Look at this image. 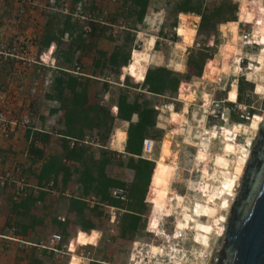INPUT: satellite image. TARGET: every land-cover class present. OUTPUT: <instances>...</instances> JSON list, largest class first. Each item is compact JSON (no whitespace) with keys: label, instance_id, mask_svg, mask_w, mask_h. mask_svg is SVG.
<instances>
[{"label":"rangeland","instance_id":"1","mask_svg":"<svg viewBox=\"0 0 264 264\" xmlns=\"http://www.w3.org/2000/svg\"><path fill=\"white\" fill-rule=\"evenodd\" d=\"M21 1L0 0L1 39L11 40L10 42L1 40L0 50L2 53L10 52L12 49H17L20 45L25 44L27 47L37 46L40 50L49 45L51 41L58 40L59 36H63L65 43L68 45L67 47L90 45L97 48L102 46L107 50L113 47L114 51L121 44L119 47L123 52L127 50L130 52L129 63L123 68L121 74L125 79L129 74L131 57L140 63H145L139 60V50H143L147 40L152 37L155 39L152 52L156 58L151 64L145 63L150 64L147 69L165 67L172 72L179 73L168 63L170 59L179 60L186 67L184 73H179L182 82L192 83L202 76L208 60L205 57L210 56L211 67L206 71V76L209 77L207 81L213 79L214 74L210 72H216V68H220L222 72H225L223 75L228 84L235 85V81L238 83L237 92L240 99L238 102L245 107L243 118H240V115L229 117L222 135L215 137L214 134H208L210 137L217 139L210 140L207 144L209 136H204L201 132L200 122L203 121L204 116H202L199 109V101L198 108L195 109L199 123L183 124L187 128L185 127L183 134L176 136L173 140L170 155L166 160V164H175L176 168L171 190L185 197L183 200L185 205H190L194 201L206 202L201 195L202 185L206 184L208 187L207 196L213 201L217 198L221 200V204L220 200L217 201L220 206L214 205L211 208H204L197 205L195 207V210L201 216L210 215L214 217V226L218 229L217 232H215V229L211 231L206 247L203 249L201 245L194 242V232L186 230L187 218L181 216V210L176 205L173 197L171 198L166 194L165 181L163 183L157 182L158 191L165 193V200L168 197L169 200H172L173 206L168 210L163 203L162 216L156 220L150 219L151 208L159 198L158 192L152 191L149 186H146L148 177L136 178L135 171L129 167L130 163L127 156L117 152L118 150L108 149L110 138L103 142L95 131L91 133L82 131V133L81 129L78 128L71 135L76 139L84 140L87 138L91 144L76 148L80 152L77 162L65 158L69 148L67 141L64 139L58 138L57 146L52 151L51 139H56L53 135H49L44 142H41V139H36L44 150L42 151V159L38 160L30 156L28 151L31 147H34L32 143L34 129L41 130V133L50 131L52 134L63 131V111L49 113L52 109L51 106L57 107L56 104L50 102L49 96L53 94L52 83L60 73L66 72L77 78H83L74 74L81 73L78 62L76 63L79 67L77 72L75 65L70 68L71 70H61L59 60H54V63L48 62L47 67L42 66V64H37V66L35 63L24 61H17L18 66L14 67L8 61L1 60L0 113L10 121H20V119L27 117L30 123L26 128L19 125L11 126L12 132H10L8 138H4L0 134V172L6 164H8L6 167H9L7 169L16 166L22 169L28 184L31 186L28 197L22 200L36 197L35 192L40 191L38 188L47 191L45 192L44 201L40 204L35 206L36 203H29V206L28 204L25 206L32 217L46 221L38 229H35V219L32 223V227L34 226L33 233H36L34 236L40 238V245L49 247L51 235L58 234L61 236V241L52 246L57 253L43 248L45 250L42 251L46 253L44 259L39 260L42 261L40 263L72 264L74 257L77 264H216L224 242L226 223L230 217L235 198L239 194L248 160H239L235 176L231 181V191L222 193L215 186L216 181L209 180L206 177L212 173L213 165L205 156L212 154L216 164H225L227 161L221 160V157L223 153L229 152L227 157L234 158L233 154L230 155V149L233 146L248 149L250 155L252 148L258 141V129L264 120V64L262 62L255 63V60L258 54L264 55V36H262L264 35V0H148L146 13L141 20L132 0H115L114 2L113 0H54L55 4L52 8L35 9L34 12H27L24 15L19 13ZM46 1L48 0H42L41 6H44ZM225 3L226 5H224ZM231 5L238 6L236 11L237 21L239 20L240 6L248 11L246 23L254 25L252 40L256 41L258 47L245 48L241 42L240 34L238 36L236 32V24L234 23L230 24L231 39L226 42L219 39L220 26L228 24H223V19L229 17L231 13L233 14ZM179 7L197 8L200 9V13L216 12L213 14L214 16L210 17V21L215 25V28L203 29H199L200 17L198 15L184 14L186 17H190V22H197V24H194L196 26V40L189 49L175 46V43L187 41L186 44L190 47L194 37L193 31L189 28L179 31V28H181V26L178 27L181 14L177 12ZM103 12L106 13L103 20L104 24L88 23L81 19L86 14H93L96 19ZM87 23L91 28L93 26L95 30L89 33L84 32L82 27ZM252 25L241 26L240 29L247 30L249 27L252 30ZM189 26L191 27V25ZM64 33H67L66 38ZM258 36H260V40H257ZM207 43L209 46H206ZM182 44L184 46L185 43ZM11 53L16 54L17 52L11 51ZM48 54L50 53L48 52ZM95 55L92 64L95 67L93 73L101 76L104 81L89 80V87H87L89 96H92L95 91L102 92L106 90L104 92V97H106V95L116 94V88L124 89V79L120 81L119 76L121 75L106 65L109 56H106L103 52H100V54L96 52ZM157 57H160L161 60H158ZM37 61H39L38 58ZM24 63L26 65H23ZM30 64L34 65V68L30 67ZM205 69H207V66ZM91 70H93L92 67ZM253 72L259 73L253 75V79L258 80L257 83L251 79ZM198 73L200 74L199 77H197ZM128 82L130 86L137 84V90L143 92L140 87L142 82H136L130 77H128ZM103 83H107L110 89L103 88L101 86ZM204 89L207 94L214 92L211 82ZM215 91V99L223 95L220 90ZM174 96L172 95V98ZM167 97L166 94L162 99L158 98V103L167 102ZM203 98L206 100V95ZM116 124L119 128L124 122ZM253 127L256 129L254 133L249 131ZM229 131H235L238 135L231 142H226L224 139L225 136L230 135ZM163 136L164 131L162 137L156 133H151L148 136V139L154 142L152 153L145 155V158L149 161H159ZM196 136L199 139L196 140ZM40 138L43 139L42 136ZM60 141L62 143H59ZM202 143L206 144V149L198 146ZM103 145H105L104 149L108 152L106 155L101 153ZM237 151L238 148L235 149V153ZM201 154H203V159L198 158L199 160H197H201L203 163L196 161V157H200ZM49 161L56 168L77 167L83 170V167H87L93 173L103 174L119 183L118 188L127 189L129 196L125 202L118 205V208L112 207L107 202L102 204L101 200L93 193L82 196L81 190L78 189L77 176H71L65 182L61 171L56 176V186L54 185L52 189H48L49 178L42 172V168ZM203 167L202 171L207 175L202 177L200 172ZM163 172H165L163 167L158 165L155 179L161 178L164 180ZM223 173L224 170L221 169L220 175H223ZM148 174L147 170L146 175L148 176ZM191 183L192 185H190ZM74 199L83 201L87 209L81 217H77L75 211L68 212L69 207L71 208L69 201ZM99 204V210H97ZM110 208L115 211L114 220L112 221H110ZM133 212L139 215V220L137 222L132 220L125 222V219L132 217ZM40 215H45V217L41 218ZM46 216L50 219L46 220ZM201 222H205V220H201ZM32 227L31 224L27 223V231L23 235H29L33 229ZM8 228H13L15 230L14 234H8ZM16 231L15 221L10 222L3 230L0 229V236H10L11 239L15 238L16 235L21 236ZM91 231L98 234L96 244L93 246L80 245V238L88 235ZM95 236L96 233H93L92 237ZM152 247L157 248L154 250L153 255ZM9 250L12 249L7 247V251ZM19 251L23 252L21 256L23 255L24 262L32 264L35 261L31 258L28 248L23 249V251L19 249ZM168 255H170L169 262H167Z\"/></svg>","mask_w":264,"mask_h":264},{"label":"trees","instance_id":"2","mask_svg":"<svg viewBox=\"0 0 264 264\" xmlns=\"http://www.w3.org/2000/svg\"><path fill=\"white\" fill-rule=\"evenodd\" d=\"M132 3L138 10V17L141 20L146 13L148 0H132ZM224 5H226V3ZM237 7V5H231L233 14L231 13L229 17L224 18L223 24H231L237 22ZM177 10L178 13H181L180 17L182 20L187 19L184 14L198 15L200 17L199 29L215 28V25L210 21V17L214 16L213 14L216 12L200 13V9L197 8L187 9L181 7L177 8ZM239 11V20L246 22L248 11L241 6ZM186 28L187 27H181L179 28V31H184ZM94 30L95 29L92 26L90 32ZM189 30L194 31V29L190 28ZM182 43H187V41H183ZM152 45L153 44L149 40V45H147L145 49L139 51V60L150 64L154 61L155 56L151 51ZM119 46L116 47V49L110 54L108 60L106 61V65L114 69L117 73H119L122 68L128 65L130 57L129 50L123 52ZM205 59H208L205 64V67L207 66V69H205L206 71L211 67V58L209 56L205 57ZM130 63L131 65L128 69V77L134 79L136 82H142L140 87L142 88L143 92L137 90V84L135 86L128 85V77H125L123 84L125 88L122 90L116 88V94H112L111 96L109 95V100L106 101L104 99V92H106V90H103L102 92L95 91L92 96H89L87 87H89V80L92 79L85 77L77 78L72 74L64 72L60 73V75L56 77L52 83L53 94L49 96V100L54 105L56 104L57 107L51 106L52 109L49 113L53 114L55 112L63 111V131H60L56 134L68 138H74L71 134L76 129L78 130V128H80L81 132L83 131L85 133H91L95 131L98 134L100 140L106 142L110 138L111 133L118 128L116 123L126 122L128 126L126 129V139L123 152L124 155L128 157L130 163L129 167L131 170L135 171L136 178L138 179V177H148L146 186H149L150 190L158 192L159 198L157 202L152 206L151 212L149 214L151 220H156L162 216L163 212L161 209L165 201L166 194L160 193L158 191L157 182L163 183V180L161 178L155 179V172L158 166L156 161L153 162L141 158L143 156L142 143L144 139H148V136L151 133H156L158 135H161L162 137L163 131L156 128L157 118L160 112L159 108L161 105H163L158 103V98L162 99L167 94L168 99L166 100H170L169 98L173 99L175 96L172 98V95L177 94L178 85L180 84V82H182V80L179 73L172 72L165 67L147 69L150 64L140 63L134 59H132ZM199 73L197 77H199V75L201 74ZM101 86L105 89H110V86H108L107 83H103ZM185 91H189V85L181 84L179 91L180 94H183ZM229 98L230 100H234L236 98V95H233L229 92ZM238 101H240L239 97ZM110 105L116 108L117 111L115 114L112 112V108L110 107ZM134 115L137 116V121L135 123L132 122V116ZM172 121L176 120L172 119ZM235 125L241 126L242 124ZM33 133V140L41 139V142H44L49 136L48 133L44 132H36V136ZM41 136L43 137V139L40 138ZM121 139V136H118V140ZM104 147L105 145L102 146L101 150L103 151H101V153L106 155L108 154V152L106 149H104ZM28 152L30 156L38 160L42 159L43 157V152L34 147H31ZM79 154L80 152L77 149H69L67 150V155L65 158L70 161L77 162ZM225 164L223 165L224 167H221L222 170H224L226 166ZM147 170L149 172L148 176L146 175ZM171 170L173 171V169ZM60 171L64 175L65 182L69 178H71V176H77V185L79 191L81 190L82 196H87L93 193L101 200L102 204L103 202H107L109 205L116 208H118V205L122 203L114 200L111 197L112 191L115 188H118L119 183H117L113 179L107 178L103 174L93 173L87 167H83V170L77 167L56 168L54 165H52L51 161L46 163L42 168V172L48 176L49 182H52L53 186H56V176ZM167 187L168 185L166 186V188ZM45 192L47 191H38L36 192V197L30 198L28 200L15 201L12 197L13 213H15L16 215V232H18L19 234L26 233V224H31L34 220V217H32L28 213L27 207L25 206L27 204L29 206V203L35 204L36 202L44 201ZM175 194L179 197H182V195H179L177 193ZM69 202L71 204V208L69 207L68 212L75 211L77 217H81L83 212L87 210L85 208L84 202L80 199H74L73 201ZM99 206L100 204L97 206V210H99ZM129 220L137 222L139 220V215L133 212L132 217H129V219H125V222ZM90 233L80 238V245L93 246L96 244L97 240L95 241L90 238ZM39 264L43 263L39 262Z\"/></svg>","mask_w":264,"mask_h":264},{"label":"crops","instance_id":"3","mask_svg":"<svg viewBox=\"0 0 264 264\" xmlns=\"http://www.w3.org/2000/svg\"><path fill=\"white\" fill-rule=\"evenodd\" d=\"M2 1H4V0H2ZM179 21L180 22H179L178 27L182 26V27L194 29V31H193L194 37H193L192 45L190 47H188V45L186 43L184 44L185 48L189 49L194 45L195 40H196V30H195L196 26L194 24H197V22H195V21L190 22L189 16L184 21H182L181 17L179 16ZM234 24H236V32L239 36L241 26H239L237 23H234ZM189 25H191V27ZM66 34L67 33H64L65 38L67 36ZM62 35H63V33H62ZM219 35H220L219 39H221L225 42L227 40L231 39L232 33H231V26L229 23L226 25L220 26ZM178 39L181 41L180 38H178ZM1 40H6L9 42L11 41V40H8L7 38L1 39V35H0V42H1ZM58 42H60V43L57 44ZM150 42L152 44H154L153 39H150ZM63 44H65V45H63ZM67 46L68 45L65 43L63 36H59L58 40L51 41L49 43V45L45 46L44 48H41L40 50H39V48H37V46L36 47L31 46V47H29L30 56H29L28 60L33 61V59L37 60V58H39L43 55H48L51 59L59 60V62L61 63L60 68L63 71L71 70L70 68L78 62V64L81 67L80 68L81 73H78L77 74L78 76L89 78L92 80L104 81L101 76H97L96 74L93 73L95 70V67L92 66L93 59H95V57H96V55H95L96 52L98 54H100V52H103L106 56H110V54L113 52V47L111 49L107 50L106 48H104L102 46H98V47L96 46L97 48H95V46L91 47L90 45L89 46H81V47L80 46L67 47ZM175 46L176 47H179V46L183 47L182 41L180 43H175ZM206 46H209L208 43L206 44ZM222 46H221V49H222ZM153 49L151 48V51H153ZM48 52L50 54H48ZM155 58H156V56H155ZM157 59L161 60L160 57H157ZM1 60L2 61H8V63L13 64L14 67L18 66L19 63L17 61H21L17 58L16 59L15 58H13V59L3 58L0 55V71H1ZM23 60H25L24 62L28 63L26 58ZM26 63H24L23 65H26ZM168 63H169V66L175 68L174 69L175 71H177L181 74L185 72L186 67L179 60L170 59L168 61ZM178 64L180 66L179 67L180 69L177 67ZM33 66L34 65L30 64V67H33ZM91 67L93 70H91ZM122 70H123V68L119 72L120 75L122 74ZM216 70H215L216 72H210V73H212V74H214V73L215 74H218V73L225 74V72H222L220 68H216ZM206 71H205V67H204V72H203L202 76L192 83L180 82V84L178 85L177 94L175 95V97L173 99L167 100V102H164L163 105L160 106V108H159L160 112H159V115L157 118V123H156V128L164 131V136H163L164 138H163V141L161 144V155L159 157V161L156 163L160 167H163V169L165 170V172H163V178H164L163 181H165L166 186L168 185L166 194L172 192L173 194L171 193L168 195L171 198L175 195V199H174L175 203L177 201H180L181 205H179V206L177 204L176 205L180 208L181 213H182L183 207H190L191 204L185 205L183 203V200L185 199V197L184 196L179 197L175 194V192H173L171 190V183H172L176 168H175V164H174V166H170V165L166 164L167 163L166 160H167V157L170 155V147L172 145L173 140L176 138V136L183 134V132L185 131L186 126H183V124H185V123H181L180 120L183 121L185 118V120H187V124H185V125H189V124L192 125V123H194V124L199 123V121H197V120H199V118H198V116H196L198 114L196 113L195 109L198 108V102L200 101L201 95H202V97L204 95H207L204 87H207L210 84V82H212L214 80V75H213V79L210 81H207V80H209L208 79L209 77L207 78ZM119 79H120V81H122L124 79V76H122V75L119 76ZM181 84L189 85V91H185L183 94H180L179 91H180V85ZM210 94H211V96L216 95V93H212V92ZM108 98H109V95H106V97H104V99L106 101L109 100ZM0 105H1V91H0ZM110 107L112 108V112L115 114L117 111L116 108L112 105H110ZM172 119H175L176 121H172ZM136 121H137V116L136 115L132 116V122L135 123ZM127 126H128V124L126 122H124V124H121V126H120L121 128L119 127L117 129H115L113 131V133H111L110 141L108 143V147H109L108 149L109 150H115V151L118 150L117 152L124 155L123 150H124V144H125V139H126L125 135H126ZM189 129H190V127H189ZM33 132H34L33 134L35 135L36 132H42V131L39 129H34ZM46 133H48L49 135H53L56 138V139H51L50 145H51L52 151L57 146L56 144H57L58 138H60L62 140L63 139L66 140L68 138V137L58 135V134H52L50 131H48ZM118 136H121L122 139L118 140ZM35 141L36 140H33V142H35ZM59 143H62V141H60ZM118 143H120L119 148L117 147ZM5 146L10 148L8 145H5ZM113 146L115 148H112ZM39 150L44 151L42 146H39ZM205 157L208 158V160H210L213 157V155L210 154V156L206 155ZM198 158L202 160L203 154H201L200 157H196V161L199 160ZM201 160L198 162L203 163V161H201ZM221 160H223V159H221ZM214 162H215V160H214ZM7 165L8 164H6L5 167L3 166L2 171H3V169L5 170V169L9 168V167H6ZM218 165H219L220 171H221V169H222L221 167L224 164L222 163V164H218ZM171 169H173V171ZM203 169H204V167L201 169V172H200L202 177H203V175H207L205 172L202 171ZM151 183H152V177H151ZM151 183H150V188H151ZM190 185H192V183ZM34 188H38V187H34ZM207 189H208L207 184L202 185L201 192L203 195L206 194ZM38 190L43 191L44 189L38 188ZM36 194L37 193L35 192V195ZM12 197H13L12 196V186L6 187V189H4L0 192V229L1 230H3V228H5L6 225H8V223H10V222L13 223L14 221H16V215H15V213H13V208H12V203H13ZM169 203L170 202H167V205ZM38 204H40V202H36L35 206ZM164 205H165V202H164ZM172 206H173V203H172ZM39 217L44 218L45 215H43V216L40 215ZM36 218L37 217H34V219L36 220L35 221V223H36L35 229H38L39 227L42 226V223L45 224L46 221L44 219H38L37 220ZM47 219H50V218H48L46 216V220ZM32 223H31V227H32ZM50 223L52 224L51 221H50ZM33 232H34V228L30 231L29 235H27V234H25V235L21 234V236L16 235L14 239H11L10 236H8V237L0 236V264H28V263H26V261L24 262L23 255L21 256V254H23V252L19 251V249H21L23 251V249H27V248H28V251L30 250L31 258L35 259V261H33L32 264L33 263L39 264V262H42L39 260L44 259V255L46 252L42 251L45 249H43V246L40 245V238L34 236V234H36V233H33ZM93 233H96V236L94 238L92 237ZM90 234H91V237L93 240L96 241L98 239L97 232L92 231ZM7 247H10L12 250L7 251ZM36 260H38V261H36ZM74 263L77 264L76 260H74Z\"/></svg>","mask_w":264,"mask_h":264},{"label":"built area","instance_id":"4","mask_svg":"<svg viewBox=\"0 0 264 264\" xmlns=\"http://www.w3.org/2000/svg\"><path fill=\"white\" fill-rule=\"evenodd\" d=\"M115 0H113L114 2ZM42 0H22L21 4L19 5V13L24 15L27 12L32 13L35 9H50L52 6H54L55 1L54 0H48L44 3V6L42 5ZM48 7V8H47ZM106 13L103 12L99 17L95 19L93 14H86L84 17H81L82 20L87 21L88 23H98V24H104L103 20L105 19ZM84 24L82 29L84 32L89 33L91 31V27L89 24ZM237 23L239 26H250L252 24H247L245 21L238 20ZM252 30L248 29L242 30L240 29V38L243 46L245 48H253L258 47L256 44V41L252 40L253 32H254V25H252ZM17 52L16 54L11 53ZM10 52H1L0 55H2L3 58H17L21 61H25L23 59H27L28 63H35V64H42V66H48V62L54 63V59H51L48 55H43L39 57V61L36 59H33V61L28 60L30 56V50L27 45H20L17 49H12ZM46 58V59H45ZM75 69L78 72L79 67L75 64ZM78 74V73H74ZM213 85V90L215 93V90H220L223 95L220 96L218 99H215L214 96L211 94L206 95V100L202 97L200 100L199 109L202 112V116H204L203 121L201 122V132L204 136H209L208 134L212 131L221 132V130L225 127L228 123L229 117L232 115H240V118H243V114L245 111V107L238 102V92H237V86L238 83L235 81V87H236V98L233 101H230L229 99V92L233 87V84L226 81L223 73H214V80L211 82ZM201 121V120H200ZM30 123L29 119L27 117H24L20 119V121H10L5 118V116L0 113V134L4 138H8L10 132H12L11 126L15 127L17 125L21 127H28V124ZM234 126V125H233ZM232 126V127H233ZM221 134H219L220 136ZM203 137V136H202ZM67 145L70 150L76 149L80 146L91 144L86 139H76V138H67ZM33 146L36 149H39L40 143L38 141L33 142ZM94 144V142H93ZM154 147V142L150 139H144L142 143V153L143 159L145 158V155H149L152 153ZM12 186V196L15 201L25 199L28 197L30 191L29 188L31 187L25 175L23 174V171L20 167L16 166L11 169H5L4 171L0 172V192L6 187ZM48 189L53 188V183L49 182L47 184ZM128 191L125 188H115L112 193L111 197L119 202H125L128 198ZM93 204V202H92ZM110 221L114 220L115 211L114 209L110 208ZM13 228H8L7 233L8 234H14ZM14 239V238H12ZM61 241V236L58 234H53L49 238V247H43L49 251H52L54 253H57L56 250L53 249L52 246L57 245Z\"/></svg>","mask_w":264,"mask_h":264},{"label":"water","instance_id":"5","mask_svg":"<svg viewBox=\"0 0 264 264\" xmlns=\"http://www.w3.org/2000/svg\"><path fill=\"white\" fill-rule=\"evenodd\" d=\"M216 264H264V120L231 207Z\"/></svg>","mask_w":264,"mask_h":264},{"label":"bare ground","instance_id":"6","mask_svg":"<svg viewBox=\"0 0 264 264\" xmlns=\"http://www.w3.org/2000/svg\"><path fill=\"white\" fill-rule=\"evenodd\" d=\"M182 27V26H181ZM150 39H153L154 40V44L151 46V48L153 49L154 48V45H155V39L154 38H149L144 46L143 49H145V47L147 45H149V40ZM257 40H260V36H258V39ZM183 48H185V46H183ZM264 50V49H263ZM140 51V50H139ZM132 59V58H131ZM256 62L255 63H263L264 64V55L263 54H258L257 55V58L255 60ZM178 68L180 67L179 64L177 66ZM239 67V66H238ZM180 69V68H179ZM237 69V68H236ZM255 74H259L257 72H253L251 74V79L252 81H256V83L258 82V80L256 79H253V75ZM236 87L235 85H233L232 89L230 90V93L233 94V95H236ZM188 100V99H187ZM230 101H233V100H230ZM183 119V118H182ZM181 123H185L187 124V120H184L181 121ZM263 122V121H262ZM262 124V123H261ZM224 129V128H223ZM223 129L221 130V132H216L215 130L210 132L209 134L212 135L214 134L215 137H218L219 134L222 135V132H223ZM260 129V127H259ZM259 129H258V132H259ZM248 131V130H247ZM249 131H251L252 133L256 132V129L253 127L251 128ZM248 131V132H249ZM230 135H227L225 136V139L224 141L226 142H231L232 140H234L235 136H237L238 134L235 132V131H229ZM220 135V136H221ZM195 139H199L198 137H195ZM217 138H212L209 136L208 138V142L207 144H209L210 140H216ZM234 142V141H233ZM246 142V141H245ZM222 144V143H220ZM120 143H118V148L120 147L119 146ZM200 148H203V149H206V144L205 143H202V144H199L198 145ZM208 146V145H207ZM238 148V151L235 153V149ZM199 149V148H198ZM228 153L229 152H225L223 153V156L221 157V159L223 160H226L227 163L225 164V168H224V173L223 175H220V167L218 164H216L214 162V156L210 159L211 163H212V167H213V171L211 174H208L206 177L209 179V180H214L216 181L215 182V186L217 187L218 190H220L222 193H229L231 191V181L233 180L234 176H235V170L239 164V160H242V161H247L249 160L248 157L250 158V155H249V151L248 149L246 148H243V147H239V146H233L231 149H230V155H234V158H228ZM220 158V157H219ZM208 159V158H207ZM248 162V161H247ZM247 165V164H246ZM170 166H174V165H170ZM210 171V172H211ZM206 178V180H207ZM172 192L168 193V194H171ZM173 194V193H172ZM202 197L206 200L205 201H194L191 203V206L190 207H183L182 208V213H181V216H186L187 218V226H186V230L187 231H193L194 232V236H193V240L196 244H199L203 247V249L206 247V243H207V240H208V236L211 235V231L213 229H215V232L218 231L217 228H215L216 226H214V217L210 216V215H206V216H201L200 214L197 213V211L195 210V207L198 205L200 207H204V208H211L213 207L214 205L215 206H220L221 204V200L220 199H215L214 201L211 200L207 194H202ZM173 199H175V195L173 196ZM220 200V204H217V201ZM170 202L168 205H167V202ZM165 201V208H167L168 210L172 208V200H169L168 197H167V200ZM176 204L179 206L181 205L180 201H177ZM201 220H205V222H201ZM90 237H91V234H90ZM92 238V237H91ZM193 242V243H194ZM209 247V246H208ZM157 248L155 247H152V255H153V252L154 250H156ZM203 251V250H202ZM199 254V253H198ZM200 255V254H199ZM187 256V255H186ZM168 260L167 262H169V256H167ZM74 262V257L72 259V264H75L73 263ZM166 263V262H164Z\"/></svg>","mask_w":264,"mask_h":264}]
</instances>
